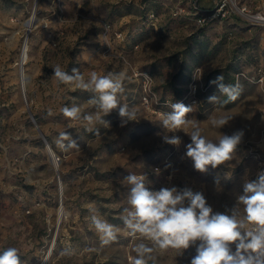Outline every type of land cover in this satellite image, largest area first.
<instances>
[{"label": "rangeland", "instance_id": "rangeland-1", "mask_svg": "<svg viewBox=\"0 0 264 264\" xmlns=\"http://www.w3.org/2000/svg\"><path fill=\"white\" fill-rule=\"evenodd\" d=\"M262 14L264 0H0V251L17 248L22 264H132L140 240L125 229L128 187L120 183L130 173L144 175L150 190L189 188L214 212L232 209L244 183L264 172ZM56 64L85 78L122 73L118 99L138 120L121 126L118 109L104 116L89 103L95 93L56 81ZM221 75L241 86L223 107L208 101L226 99L211 83ZM176 102L193 107L187 119L214 142L243 132L231 161L194 168L190 136L161 124ZM73 105L79 119L62 111ZM89 114L109 126L84 120ZM224 115L233 116L225 126L210 124ZM93 214L120 229L110 244ZM195 255L196 245L157 249L148 264H191Z\"/></svg>", "mask_w": 264, "mask_h": 264}, {"label": "clouds", "instance_id": "clouds-1", "mask_svg": "<svg viewBox=\"0 0 264 264\" xmlns=\"http://www.w3.org/2000/svg\"><path fill=\"white\" fill-rule=\"evenodd\" d=\"M52 69L58 83L95 93L89 103L104 116L118 109L121 126L138 120L137 112L118 99L124 91L125 77L122 73L100 75L93 71L85 78L78 68H72L71 74L59 64ZM223 80L221 75L211 83L217 85L218 92L226 99L221 101L216 94L208 97L209 103L220 104L221 107L237 100L241 91L239 84H225ZM170 107L171 112L162 114L161 124L167 132L183 131L190 136L186 156L193 161L197 171L206 172L209 166L215 169L234 158L243 137L242 131L230 136L219 134L214 142L202 134L197 120L187 119L193 107L182 102L171 103ZM62 111L68 118H80L81 110L76 105L65 106ZM232 117L211 118L210 124L220 129ZM83 119L89 123L95 119L109 126L100 116L89 114ZM189 128L191 131H187ZM163 140L176 146L181 143L175 135H164ZM145 181L144 175L130 173L120 182L128 187V207L122 213L125 229L131 237L140 240L135 245L136 256L132 264H148V260L154 259L152 253L157 249L172 248L181 252L191 245H196V255L192 257L191 264H264V172L256 180L244 183L243 194L237 197L233 208L225 212H214L201 192L177 187L150 190ZM92 211L96 212L95 209ZM91 223L103 245L114 241L120 231L98 214L91 216ZM0 264H22L18 249L8 247L0 251Z\"/></svg>", "mask_w": 264, "mask_h": 264}, {"label": "bare ground", "instance_id": "bare-ground-1", "mask_svg": "<svg viewBox=\"0 0 264 264\" xmlns=\"http://www.w3.org/2000/svg\"><path fill=\"white\" fill-rule=\"evenodd\" d=\"M239 11H240V9H239ZM241 12V11H240ZM35 17V14H32L26 21H27V24L25 25L24 24V26H26V27H29L30 26V24H31V21H32V19ZM25 47H26V45L24 44V47H23V51H22V61H23V59L25 58V50H27V49H25ZM25 82H27V76L26 75H24V78H23V83H25ZM48 152V151H47ZM49 152H50V154L52 155V154H54L53 153V151H52V149L51 150H49ZM50 154H48L49 155V157H50ZM50 162H51V165L53 166V168L57 165L58 166V162H56V159H54V160H50ZM57 168V167H56ZM55 168V169H56ZM63 209V208H62ZM61 208H58V211H57V213H58V215L61 217L63 214H64V212H63V210H62ZM44 261V262H43ZM42 261V263L41 264H44L45 262H46V260H43Z\"/></svg>", "mask_w": 264, "mask_h": 264}, {"label": "water", "instance_id": "water-1", "mask_svg": "<svg viewBox=\"0 0 264 264\" xmlns=\"http://www.w3.org/2000/svg\"><path fill=\"white\" fill-rule=\"evenodd\" d=\"M25 24H27V21H25ZM46 147H47V151H48V154H50V152H49V150H51V148H50V146L46 143ZM50 158L52 159V160H54L55 159V156H54V154H50ZM57 161V160H56Z\"/></svg>", "mask_w": 264, "mask_h": 264}, {"label": "built area", "instance_id": "built-area-1", "mask_svg": "<svg viewBox=\"0 0 264 264\" xmlns=\"http://www.w3.org/2000/svg\"><path fill=\"white\" fill-rule=\"evenodd\" d=\"M256 20L264 22V14L255 16Z\"/></svg>", "mask_w": 264, "mask_h": 264}]
</instances>
